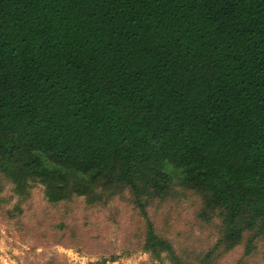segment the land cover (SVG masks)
Segmentation results:
<instances>
[{"label":"trees","instance_id":"obj_1","mask_svg":"<svg viewBox=\"0 0 264 264\" xmlns=\"http://www.w3.org/2000/svg\"><path fill=\"white\" fill-rule=\"evenodd\" d=\"M37 186L132 207L141 264H258L264 0H0V193ZM182 197L178 240L158 220Z\"/></svg>","mask_w":264,"mask_h":264},{"label":"rangeland","instance_id":"obj_2","mask_svg":"<svg viewBox=\"0 0 264 264\" xmlns=\"http://www.w3.org/2000/svg\"><path fill=\"white\" fill-rule=\"evenodd\" d=\"M196 203L192 198H180L172 216L159 217L158 223L170 237L182 240L181 235L193 221ZM131 208L119 200L107 207L88 205L84 199L52 205L42 186L34 188L27 200L7 188L0 193V264L147 262L148 254L137 246L142 232L130 226ZM67 225L76 233L77 242L65 236L63 227ZM192 232L200 238L202 247L211 243L210 232L198 226ZM241 255L242 250L237 249L223 264H237ZM112 257L117 261L111 262ZM257 258L258 264H264V247ZM255 259L252 264H257Z\"/></svg>","mask_w":264,"mask_h":264},{"label":"crops","instance_id":"obj_3","mask_svg":"<svg viewBox=\"0 0 264 264\" xmlns=\"http://www.w3.org/2000/svg\"><path fill=\"white\" fill-rule=\"evenodd\" d=\"M113 264H118V263H113Z\"/></svg>","mask_w":264,"mask_h":264}]
</instances>
